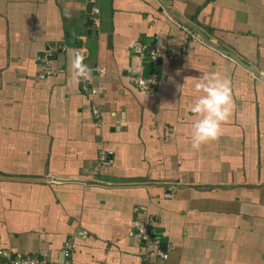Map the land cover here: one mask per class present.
<instances>
[{
    "label": "crops",
    "instance_id": "1",
    "mask_svg": "<svg viewBox=\"0 0 264 264\" xmlns=\"http://www.w3.org/2000/svg\"><path fill=\"white\" fill-rule=\"evenodd\" d=\"M212 71L234 108L195 150L188 105ZM137 75L156 84L141 91ZM140 207L166 259L128 236ZM0 248L68 264H264V0H0Z\"/></svg>",
    "mask_w": 264,
    "mask_h": 264
},
{
    "label": "built area",
    "instance_id": "2",
    "mask_svg": "<svg viewBox=\"0 0 264 264\" xmlns=\"http://www.w3.org/2000/svg\"><path fill=\"white\" fill-rule=\"evenodd\" d=\"M58 50V48H48L46 50V55L41 60L44 73L42 76L54 75V71L51 69L50 60L51 56ZM133 53L141 59H146L150 62H156L158 54L153 50L147 51V47L136 43L133 48ZM89 76L90 71L87 78H82L81 91L85 94V96L89 99L90 104V112L92 117L95 119L96 124H98V120L101 117V113L99 111L98 105L95 100V96L97 94V90L91 88L89 85ZM135 85L141 91L150 90L155 84L156 80L153 77L149 79H143L140 75L132 78ZM98 162L101 167H108L111 165V160L107 157L106 154L101 153L98 157ZM128 236L131 238L137 239V241L144 243L147 255L149 257H159L161 259L167 258V253H164L160 249V241L163 236L159 231L156 230L154 219L152 216L146 213L145 208L140 207L137 211V217L131 223V227L128 233ZM62 256L67 259L71 256V244L69 242L65 243L62 248ZM0 264H68L65 262H53L47 261L46 259L40 256H30V255H20L11 252L8 249L0 248Z\"/></svg>",
    "mask_w": 264,
    "mask_h": 264
},
{
    "label": "clouds",
    "instance_id": "3",
    "mask_svg": "<svg viewBox=\"0 0 264 264\" xmlns=\"http://www.w3.org/2000/svg\"><path fill=\"white\" fill-rule=\"evenodd\" d=\"M80 50H73L71 68L73 79L87 78L89 67ZM196 96L188 105L193 114L191 124V148L198 150L202 145L217 140L222 132V125L228 121L234 108L232 85L227 76L217 72H205L193 85Z\"/></svg>",
    "mask_w": 264,
    "mask_h": 264
},
{
    "label": "water",
    "instance_id": "4",
    "mask_svg": "<svg viewBox=\"0 0 264 264\" xmlns=\"http://www.w3.org/2000/svg\"><path fill=\"white\" fill-rule=\"evenodd\" d=\"M185 24H186L187 26H189L192 30L196 31L198 34H200V35H202V36L204 37V35L201 34L200 31H199L194 25H191V24L186 23V22H185ZM204 40L207 42L206 37H204ZM228 54H229V53H228ZM229 55H230L232 58L236 59V61H237L240 65H242V66H246V65H244V64L238 59V57H236L235 55H231V54H229ZM246 68L249 69V67H246ZM249 70H250V71H253L254 73H256V71H255L254 69H249Z\"/></svg>",
    "mask_w": 264,
    "mask_h": 264
},
{
    "label": "rangeland",
    "instance_id": "5",
    "mask_svg": "<svg viewBox=\"0 0 264 264\" xmlns=\"http://www.w3.org/2000/svg\"><path fill=\"white\" fill-rule=\"evenodd\" d=\"M98 160V159H97Z\"/></svg>",
    "mask_w": 264,
    "mask_h": 264
}]
</instances>
